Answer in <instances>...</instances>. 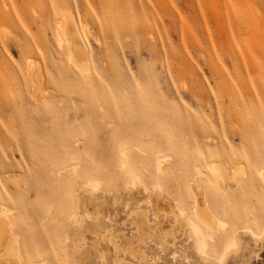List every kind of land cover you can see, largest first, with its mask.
I'll return each instance as SVG.
<instances>
[{
	"label": "rangeland",
	"instance_id": "obj_1",
	"mask_svg": "<svg viewBox=\"0 0 264 264\" xmlns=\"http://www.w3.org/2000/svg\"><path fill=\"white\" fill-rule=\"evenodd\" d=\"M0 203V264H264V0H0Z\"/></svg>",
	"mask_w": 264,
	"mask_h": 264
},
{
	"label": "bare ground",
	"instance_id": "obj_2",
	"mask_svg": "<svg viewBox=\"0 0 264 264\" xmlns=\"http://www.w3.org/2000/svg\"><path fill=\"white\" fill-rule=\"evenodd\" d=\"M77 25V24H76ZM60 37V41L61 42H65V35L63 34V33H61L60 35H59ZM72 37V36H71ZM72 46V45H71ZM71 49V53L73 54V55H75V56H78L79 58L81 57V55L83 54V51H84V49L83 48H81V49H79V47H77V45H75L73 48H70ZM83 57V56H82ZM34 73H37L36 71L34 72ZM122 152H123V150H122ZM123 154H124V156H127L126 155V153L125 152H123ZM156 157V167H158L157 169H165V167H167L168 168V163H166L165 162V160H164V158L166 157V156H163V155H156L155 156ZM126 160L127 159H125V161H123V162H125V164H126V166H128L127 164V162H126ZM122 162V163H123ZM124 164V165H125ZM121 165H123V164H121ZM77 166V164L76 163H73L72 164V167H76ZM125 167V166H124ZM130 167V166H129ZM216 165H215V163H213L212 164V169L214 170V172L216 171V172H218L217 170H216ZM73 168V169H74ZM199 169H198V172L201 170L200 169V167H198ZM123 169V168H122ZM156 169V170H157ZM167 170V169H166ZM202 172V174H204L203 173V171L201 170L199 173H201ZM206 173V172H205ZM207 176V175H206ZM135 178H136V180L137 179H139L140 178V176L139 175H135ZM134 180V179H133ZM141 181V180H140ZM208 181H209V179H208ZM211 182V181H210ZM196 202V201H195ZM1 204V203H0ZM197 204V203H196ZM199 207V210H201V212H199L200 213V215H201V217L204 215L205 217H204V221L206 222V225H207V228L205 229L200 223H198V221L196 220V219H194V217L193 216H191V214L187 217V221L189 222V225L192 227V229H193V231L194 232H196L197 234H199L200 236H201V238L199 239L198 238V241H197V244L199 245V247L201 248V249H203L204 250V248H205V246H206V240H207V238H212L213 239V233H214V229L216 228V226H224L225 225V223H224V221H222V220H219V219H214V217H212L211 215H210V212H208V211H205L204 210V208H202V207H200L201 205L199 204L198 205ZM73 212V210L71 211V213ZM70 213V214H71ZM170 213V212H169ZM74 214V213H73ZM76 214V213H75ZM177 216V215H176ZM72 217V216H71ZM83 217V216H82ZM70 218V217H69ZM183 218V217H182ZM184 220V219H183ZM14 223V222H13ZM13 224L11 223V219L10 218H6V217H4V214L1 212V210H0V251H1V248H4V249H7V250H10V247H12L13 248V246H18L19 247V249H18V252L19 251H21L22 249H23V244H22V240L20 241V239H19V235L20 234H17V233H14L13 231H12V229H11V226H12ZM15 226V225H14ZM78 228V227H77ZM247 229V228H246ZM249 229V228H248ZM14 230V229H13ZM79 231V230H78ZM250 231H252L251 229H250ZM86 234H88L89 235V233H86ZM85 234V235H86ZM168 234V233H167ZM261 234H263L264 235V230L262 231V233ZM260 235V234H259ZM92 236V235H91ZM91 238V237H90ZM92 238H94V237H92ZM224 258V257H223ZM33 264H41V263H39L38 261H35V262H33ZM82 264V263H81Z\"/></svg>",
	"mask_w": 264,
	"mask_h": 264
}]
</instances>
